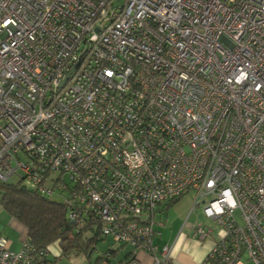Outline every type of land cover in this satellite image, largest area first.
I'll return each instance as SVG.
<instances>
[{"label": "built area", "instance_id": "2783aa9c", "mask_svg": "<svg viewBox=\"0 0 264 264\" xmlns=\"http://www.w3.org/2000/svg\"><path fill=\"white\" fill-rule=\"evenodd\" d=\"M12 177L127 264H174L155 217L187 193L218 227L189 225L215 238L199 264H264V0H0ZM52 245L0 234V264H52Z\"/></svg>", "mask_w": 264, "mask_h": 264}, {"label": "trees", "instance_id": "16d2710c", "mask_svg": "<svg viewBox=\"0 0 264 264\" xmlns=\"http://www.w3.org/2000/svg\"><path fill=\"white\" fill-rule=\"evenodd\" d=\"M20 186L17 183L0 182V204L10 218L26 228V236L37 247L44 248L57 243L61 255L72 252L76 255L83 253L89 257L98 241L97 232L76 229L67 217L64 203L46 198L34 190L22 189ZM179 198L167 202L162 209H167ZM86 233L92 235L87 236ZM107 251L111 254L115 252L112 249ZM104 253L89 264H102Z\"/></svg>", "mask_w": 264, "mask_h": 264}, {"label": "rangeland", "instance_id": "374dc122", "mask_svg": "<svg viewBox=\"0 0 264 264\" xmlns=\"http://www.w3.org/2000/svg\"><path fill=\"white\" fill-rule=\"evenodd\" d=\"M15 179L16 178L12 177L8 182L14 183L16 181ZM52 199L60 202L62 197L54 195ZM193 203L192 193H187L174 203H171L167 209H162L161 212L156 214V222L163 223V225L157 224V231L161 233V235L157 238L158 240H160V238L162 240L168 239L172 235L176 234L180 229H182L180 236L182 239H184V237L192 236V230L189 229L190 224L212 226L214 230L213 235L217 234L218 227L204 216L201 207H197L191 211ZM9 220V215L0 204V229L4 234L8 235L11 240L17 241L18 239L16 240L15 238L18 236L19 230L11 225ZM184 221L187 222L186 226H183ZM86 235L90 236L92 234L86 233ZM10 239L9 242L11 243ZM94 246L95 248L91 252V255L86 257L83 253L76 255L72 252H69L67 255H61V250L59 249L58 244H53L50 249L51 252L49 254V259L52 264H89L93 263L98 256L102 255L108 249H112L115 252L112 256H110V264H117V261L123 258L124 253L129 250L128 246H121L109 239L102 240L101 238H98V241ZM17 248H20V243Z\"/></svg>", "mask_w": 264, "mask_h": 264}, {"label": "crops", "instance_id": "0c3cea01", "mask_svg": "<svg viewBox=\"0 0 264 264\" xmlns=\"http://www.w3.org/2000/svg\"><path fill=\"white\" fill-rule=\"evenodd\" d=\"M162 208L157 211V213L161 212ZM9 222L11 225L16 227L19 230L17 238L15 240H11L10 237L3 233V231L0 229V234L4 235L8 239L11 240L10 248L13 250H17L20 240L23 238L24 235H26L27 230L26 228L20 224L18 221L10 218ZM163 225V223H162ZM156 225V229H157ZM182 229L178 230V232L174 235H172L168 239H161L158 240L157 238L161 235V233L155 238V243L161 247L162 245H172L173 246V261L174 264H199L204 257L206 256L208 250L211 248L215 238L211 237L204 241H198L193 236L184 237L182 239L181 236ZM158 240V241H157ZM59 247V246H58ZM132 249L129 247V250H127L126 253H124L123 258L119 259L117 261V264H126L132 257ZM113 255V254H112ZM111 255V256H112ZM138 259L141 260L143 263L149 264L150 258L148 255L144 253H138ZM110 259L106 262V264H110Z\"/></svg>", "mask_w": 264, "mask_h": 264}, {"label": "water", "instance_id": "95a60500", "mask_svg": "<svg viewBox=\"0 0 264 264\" xmlns=\"http://www.w3.org/2000/svg\"><path fill=\"white\" fill-rule=\"evenodd\" d=\"M20 188L25 189V190H28V191H32V189L30 187H26L24 185H21Z\"/></svg>", "mask_w": 264, "mask_h": 264}]
</instances>
